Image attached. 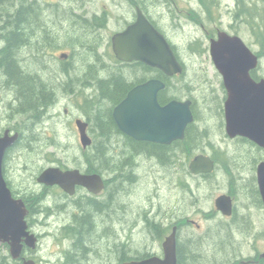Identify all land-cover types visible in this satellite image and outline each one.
Instances as JSON below:
<instances>
[{
    "label": "flooded vegetation",
    "instance_id": "1",
    "mask_svg": "<svg viewBox=\"0 0 264 264\" xmlns=\"http://www.w3.org/2000/svg\"><path fill=\"white\" fill-rule=\"evenodd\" d=\"M114 1L124 8V12L118 14L119 27H110L112 0H109V10L86 9L85 0L69 3L67 7L61 3L62 12L69 17L77 15L78 18L80 57L77 61L80 62V72L77 74L76 88L70 87L69 94L79 96L78 107L82 114L75 118L73 124L81 143L80 155L74 165L62 161L57 166L63 170L77 169L82 175H100L104 181L102 186L78 183L71 190H65L58 184L41 183L38 177L46 168L34 174L26 170L29 173L26 176L34 183H18L17 178L12 177V171L19 169L18 162L14 163L16 155L13 151H17L23 141L31 143L39 139L37 132L46 125V119L58 114L60 100L54 98V104L41 116V124L36 129L37 125L31 119L23 121V125L19 124V109V114H13L12 119L8 116L6 120L9 122L4 125L1 119L4 118L6 100L0 94V137L6 132L19 135L5 153L3 174L13 196L25 204L27 229L34 238V246L27 243L25 236L21 238L22 248L17 257L12 255L8 242L0 241V264H123L153 257L162 259L165 256L166 238L172 232H175L177 264H184V261L191 264V257L197 253L203 260L206 259L205 264H264V250L258 247L261 232L264 231V200L258 178V166L264 162V147L245 136L228 135L225 112L228 90L218 71L222 101L216 112L220 117L218 126L222 141H211V129L197 119L198 102L194 92H172L174 85L171 79L185 73L186 63L178 44L165 29L185 27L184 32L189 38L187 46L190 48L194 44L193 56L206 61L210 55V43L217 38L219 31L238 34L239 28L216 27L212 32L205 23L160 24L148 12L147 0ZM139 10L170 42L177 59L184 66L182 73L168 76L142 60H122L116 55L114 36L136 21ZM62 54L66 55L63 64L73 60V51ZM260 57L262 61V55ZM261 61L251 71L255 81L264 78L257 71ZM153 78L166 84L158 93L161 105L172 100H192L194 121L187 126L182 139H175L169 144L136 138L122 130L114 117L115 107L130 91ZM102 80L111 81L112 86L122 83L120 95L108 97L103 94ZM203 80L213 88L206 70ZM13 106L15 109L19 106L16 96ZM104 110L109 111L111 120L107 131L102 129L100 122ZM68 112V108H65L64 113ZM78 119L87 123L88 146L82 144ZM188 136L191 143L181 148V143ZM101 143H112L110 168L100 166L97 152ZM204 143L213 144L212 151ZM94 154H97L96 157ZM198 154L209 155L214 160L212 172L193 174L190 171V161ZM181 158H190L183 179ZM229 160L232 167L227 170L222 164ZM165 173L170 176V186L165 185ZM219 177L226 179V184L225 189L216 196L213 183L218 182ZM98 187L100 189L95 190ZM170 188L172 200L168 201ZM222 194L231 197L230 214H225L216 205V198ZM84 217H88L89 221H85ZM218 235L219 241L213 239ZM50 244L59 247L60 251L48 252ZM208 251L212 252V260H209ZM218 255H222L219 261L215 259Z\"/></svg>",
    "mask_w": 264,
    "mask_h": 264
},
{
    "label": "water",
    "instance_id": "2",
    "mask_svg": "<svg viewBox=\"0 0 264 264\" xmlns=\"http://www.w3.org/2000/svg\"><path fill=\"white\" fill-rule=\"evenodd\" d=\"M113 46L116 55L122 60H142L168 76L184 71L183 64L177 59L165 35L140 10L136 21L114 36ZM210 54L228 90L225 102L228 135L245 136L264 147V78L255 81L251 76V71L261 61L260 55L240 35L230 34L225 30L219 31L217 38L211 41ZM62 57L66 55L62 54ZM165 86L164 81L153 78L132 89L114 110V117L120 128L136 138L162 144L182 139L187 126L194 121L192 100H172L161 105L158 93ZM77 125L82 144L88 146L90 138L86 133L87 123L78 119ZM18 136V133L10 135L6 132L0 137V241L10 244L14 257L20 254L23 236L29 245L34 246V238L29 233L25 220V204L13 196L3 174L5 153L18 140ZM214 168V160L204 154L196 155L189 164L193 174L209 173ZM258 178L264 200V162L258 166ZM38 181L48 185L58 184L65 190H71L78 183L87 186H102L104 183L100 175H82L77 169L63 170L58 166L43 170ZM98 189L100 188L95 190ZM216 205L225 214H230L231 197L226 194L218 196ZM123 264H177L175 232L166 238L164 258L153 257Z\"/></svg>",
    "mask_w": 264,
    "mask_h": 264
},
{
    "label": "rangeland",
    "instance_id": "3",
    "mask_svg": "<svg viewBox=\"0 0 264 264\" xmlns=\"http://www.w3.org/2000/svg\"><path fill=\"white\" fill-rule=\"evenodd\" d=\"M30 1L37 3L36 21L32 22V26L29 25L33 30H30L31 28L28 29L29 36H34L30 38L32 43L29 46L19 49L18 61L24 70L37 72L40 78L46 82L47 86L50 87L52 85L55 87L53 97H57L60 100V105L57 109L58 114L55 117L50 116L51 118L46 119L44 121L46 125L37 132L39 139L36 138L31 143L23 141L19 149L13 151L16 155L14 163L18 162L19 169L16 172L12 171V177L15 176L18 183H34L33 179L26 176L27 174H34L38 170L51 165L57 166L62 161H65L69 165H74L75 159L81 152V143L77 139L78 136L73 125L75 118L82 114L81 109L78 107L80 103L78 100L79 96H70L69 94L70 87L76 88L77 74L80 72V62L77 61L80 57L79 41H77L78 27L74 21L76 17H69L66 12H62L63 8L61 6V3H65V7H67V4L76 1L80 2V0H27L26 4H29ZM117 1L119 2V0ZM85 2L87 3H84L86 9L89 10L93 7L103 10L111 9L109 0H85ZM147 2L148 12L160 24L188 25L205 23L208 26L206 28L212 32H215L216 27H226L227 29L239 28L238 34L243 40L254 51L263 54L261 65L257 71L264 76V51H262V47L253 34L248 22L244 18L235 20L236 0H215L213 3H205L204 0H147ZM46 3L53 4L48 5ZM16 4H19V2L17 3L16 0L11 1L12 6H9L10 10ZM57 4L59 5L57 6ZM121 12H124V8L112 0V25L110 27H119L118 14ZM183 28L185 29V27H165L170 37L178 44L186 63L185 73L182 76L177 75L171 79V83L174 85L172 92L175 94L188 93L189 91L194 92L193 94L197 96L198 102L196 106L197 119L205 122L204 124L211 129V141L217 143L218 140L222 141L221 129L218 126L220 117L216 112L219 108L218 105L222 101L220 99L222 95L219 85L220 77L217 74V69L210 55H208L206 61L193 56V52H195L194 44L190 46L191 49L187 46L189 38H187ZM73 38H75L76 42ZM1 46L0 37V48ZM70 50L74 52L73 60L68 65L63 64V60L65 59L62 57V53H70ZM205 70L212 79L211 84H213V88L208 87L207 83L203 80ZM67 81L68 84H66ZM0 94L6 100L4 118L1 120L4 121V125H7L6 123L9 122L6 120L8 116L12 119L13 114L19 113L17 112L18 107L15 109L13 106L14 96H17V94L14 89L6 87V78L2 74H0ZM65 108H68V114L64 113ZM21 114L20 112L19 124L23 125V121L27 119L35 121L34 123L37 125L36 129L41 124L40 119L33 120L32 112L27 111ZM101 144L103 145V143ZM101 144L99 145L100 148L102 147ZM204 146L209 151H212V148H214L213 144H205ZM103 147L105 150L108 148V152H112V144ZM106 157H109L108 162L103 161L104 164L100 162V166L103 169L106 168V165L109 168L112 167L110 156ZM186 168L187 164L184 166L181 161L182 179L183 176L186 177ZM26 170L29 173H26ZM165 177V185L170 186V176L165 173ZM225 181L226 179L219 177L218 182L213 183V190L216 196L225 189ZM166 194H169V192H166ZM167 200H172L171 188ZM262 227H264V224H262ZM220 235L222 236V234ZM213 239L219 241L220 236L218 235ZM258 247L260 250H264V231L261 232ZM57 251H60V248L50 244L48 252L53 253ZM207 253L209 260H212V252L208 251ZM221 256L218 255L215 259L217 258L219 261Z\"/></svg>",
    "mask_w": 264,
    "mask_h": 264
},
{
    "label": "trees",
    "instance_id": "4",
    "mask_svg": "<svg viewBox=\"0 0 264 264\" xmlns=\"http://www.w3.org/2000/svg\"><path fill=\"white\" fill-rule=\"evenodd\" d=\"M11 1L13 0H0V37L2 42L0 48V70L2 75L6 78V87L14 89L17 94L16 97L19 100L17 109H19L22 114L27 111L32 112L33 120H39L41 115H44L48 108L54 104L53 94L55 87L52 85H50V87L47 86L46 82L40 78L37 72H28L24 70L18 61L19 49L24 46H29L30 43H32L30 38L34 35L29 36L28 29L33 25L32 22L36 21L37 3L30 1L29 4H26L27 0H16L19 4H16V6L10 10L9 6H11ZM204 2L213 3L215 0H204ZM73 16L76 17L74 21L78 24L77 15ZM234 18L236 21L244 18V20L248 22L253 34L262 47V51H264V0H236ZM29 25L31 26L29 27ZM30 30H33V28ZM73 39L75 41V38ZM258 53L263 55L261 52ZM111 84L112 82H109V80H102V93L108 97L120 95L119 93L123 89L122 83L116 86H112ZM100 122L102 129L107 131L111 125L108 110L103 111ZM189 143H191V141L188 136V138L181 143V148L188 147ZM107 145L108 143H103L97 153L102 164H104L103 161L107 162L105 158L110 153L108 152V148L105 150L103 147ZM189 160L190 158H181L184 166H186ZM222 166L229 170L232 164L229 160L223 163ZM105 167H108V165ZM84 220L89 221L88 217H84ZM85 227L87 228L88 224H86ZM190 260L192 262L191 264H204L206 261V259L203 260L202 256L198 255V253L196 255L194 254ZM184 264H186V261H184Z\"/></svg>",
    "mask_w": 264,
    "mask_h": 264
},
{
    "label": "bare ground",
    "instance_id": "5",
    "mask_svg": "<svg viewBox=\"0 0 264 264\" xmlns=\"http://www.w3.org/2000/svg\"><path fill=\"white\" fill-rule=\"evenodd\" d=\"M8 5V4H7ZM12 6V5H11ZM19 7V6H18ZM106 25V24H105ZM25 44V43H24ZM7 76V75H6ZM125 86V85H124ZM92 106V105H91ZM103 131V130H102ZM101 132V131H100ZM33 138V137H32ZM104 138V137H103ZM112 144V143H111ZM102 145V144H101ZM98 153V152H97ZM95 155V157H96V155L97 154H94ZM91 156H93V155H91ZM108 156H110V155H108ZM98 157V156H97ZM110 158H112L111 156H110ZM106 160H107V162L109 161V157L107 158H105ZM153 160V159H152ZM89 163H90V161H89ZM95 163V162H94ZM112 165V164H111ZM105 208V207H104ZM103 212V211H102ZM111 219V218H110ZM246 242V241H245ZM103 253V252H102Z\"/></svg>",
    "mask_w": 264,
    "mask_h": 264
}]
</instances>
